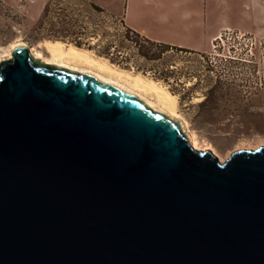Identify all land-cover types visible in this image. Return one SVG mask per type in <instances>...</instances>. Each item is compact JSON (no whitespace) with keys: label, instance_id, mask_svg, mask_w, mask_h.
Masks as SVG:
<instances>
[{"label":"water","instance_id":"95a60500","mask_svg":"<svg viewBox=\"0 0 264 264\" xmlns=\"http://www.w3.org/2000/svg\"><path fill=\"white\" fill-rule=\"evenodd\" d=\"M0 63V264H264V146L182 123L17 43Z\"/></svg>","mask_w":264,"mask_h":264},{"label":"rangeland","instance_id":"374dc122","mask_svg":"<svg viewBox=\"0 0 264 264\" xmlns=\"http://www.w3.org/2000/svg\"><path fill=\"white\" fill-rule=\"evenodd\" d=\"M48 1H52V12L38 23ZM91 4L101 7L105 14L98 17ZM79 14L90 30L101 24L103 31L112 33L122 17V6L118 0H0V59H10L11 48L17 43L27 45L30 54L50 58L46 42L53 41L43 39L49 33L46 30L53 29L62 16L77 19ZM95 42L90 40L91 45ZM240 42L218 41L216 47L211 45L204 53L172 51L157 62L133 58L134 63L145 67V73L134 71V64L126 70L107 61L110 69L100 73L116 77L121 72L122 82L132 81L134 76L154 82L159 90L173 97L177 120L185 126L190 141L192 137L198 148L211 151L224 162L235 151L264 146V50L256 46L249 51ZM59 43L64 49L74 47ZM81 50L90 52L95 66L103 65V59L94 52ZM151 69H164L166 81L160 79V72L152 73ZM253 84L261 86L254 89ZM152 92L147 96L153 95L150 98L156 100Z\"/></svg>","mask_w":264,"mask_h":264},{"label":"crops","instance_id":"0c3cea01","mask_svg":"<svg viewBox=\"0 0 264 264\" xmlns=\"http://www.w3.org/2000/svg\"><path fill=\"white\" fill-rule=\"evenodd\" d=\"M125 25L150 41L204 53L224 30L264 40V0H118Z\"/></svg>","mask_w":264,"mask_h":264},{"label":"trees","instance_id":"16d2710c","mask_svg":"<svg viewBox=\"0 0 264 264\" xmlns=\"http://www.w3.org/2000/svg\"><path fill=\"white\" fill-rule=\"evenodd\" d=\"M51 6L52 1H48L44 5L38 23H41V20L51 14ZM90 7L98 17L105 14V11L95 4H91ZM81 18L83 17L80 14L77 15V19H69L68 16L60 17L56 24L53 25V29L46 30L49 33L48 35H44L43 39L53 42H66L78 49L92 51L98 57L121 69L129 70L132 68L131 64H134L133 70L141 73L146 72L145 67L137 65L136 62L134 63L133 58L135 57H141L145 62H157L161 61L164 55L172 51L176 53L190 52L185 49H179L148 40L144 36L129 29L124 23L123 16L120 19L118 18L119 24L112 33L103 31L101 24L93 25L90 30ZM55 27L56 29H54ZM91 39L96 40L93 45L90 44ZM153 49L157 52L152 53ZM130 52L135 53L129 54ZM164 69L162 71L151 69V71H153L152 73L160 72V79L166 81L167 74L166 71H163Z\"/></svg>","mask_w":264,"mask_h":264},{"label":"bare ground","instance_id":"6f19581e","mask_svg":"<svg viewBox=\"0 0 264 264\" xmlns=\"http://www.w3.org/2000/svg\"><path fill=\"white\" fill-rule=\"evenodd\" d=\"M48 46V51L50 54V58L46 59L41 54L34 55L31 52L33 58L40 60L42 63H47L53 65L58 68H67L69 70L86 72L90 75L95 76L99 80L104 83H108L110 85L117 86L128 93L134 95L136 98L142 100L144 103H148V106L152 109L165 113L172 117L173 119L177 117L175 111V101L172 96H169L165 91L159 90L154 82H146L143 78L139 76L132 77V81H128L125 79L122 82V73L117 72L118 76L115 75L112 77L110 75H106L107 70L110 69V65L106 64V60L103 59V65L97 67L95 66L96 60L92 58L90 52L77 49L72 46H68L67 49H64V45L59 42H46ZM16 45V44H15ZM101 59V58H100ZM3 60L0 59V63ZM113 66V65H111ZM95 68H98L97 70ZM102 71L103 73H100ZM115 72V73H116ZM121 75V76H120ZM130 77V76H128ZM131 78V77H130ZM155 91V92H152ZM152 92L156 95V100L147 96V93ZM149 95V94H148ZM185 127V126H184ZM186 131V129H185ZM187 132V131H186ZM191 138L189 139V144L194 150L197 151H206L198 148L196 142ZM214 154V153H213ZM215 156V155H214ZM221 162V161H220Z\"/></svg>","mask_w":264,"mask_h":264},{"label":"built area","instance_id":"2783aa9c","mask_svg":"<svg viewBox=\"0 0 264 264\" xmlns=\"http://www.w3.org/2000/svg\"><path fill=\"white\" fill-rule=\"evenodd\" d=\"M222 40L231 41L233 43H235V41H238V42L242 41V43L244 44V47L245 48L248 47L249 51H252L253 49H255L256 46L264 50V40H257L250 34H245V33H241V32L230 30V29H226L222 31L217 36V38L212 42V46L216 47L217 42L218 41L222 42ZM259 86L257 84H253L254 89L258 88Z\"/></svg>","mask_w":264,"mask_h":264}]
</instances>
